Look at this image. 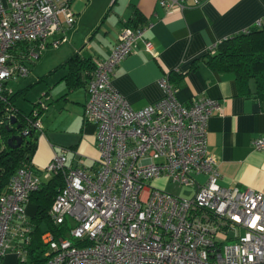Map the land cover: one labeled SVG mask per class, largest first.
I'll list each match as a JSON object with an SVG mask.
<instances>
[{
    "label": "built area",
    "instance_id": "2783aa9c",
    "mask_svg": "<svg viewBox=\"0 0 264 264\" xmlns=\"http://www.w3.org/2000/svg\"><path fill=\"white\" fill-rule=\"evenodd\" d=\"M201 1L159 3L171 11ZM71 19L67 0H0V124L14 115L3 83L26 75V62L46 46L64 42L61 31ZM144 28L122 26L106 57H90L81 118L96 127L94 167L66 165L68 149L59 147L41 175L22 163L9 176L0 192V259L10 250L17 263H28L31 224L23 205L41 177L59 173L62 185L47 215L66 229L62 236L42 231L47 256L39 264H264V194L217 184L216 159L206 149L205 121L216 100L183 105L161 75L162 97L133 109L112 87L115 66L136 42L155 55ZM43 109L44 101H36L20 135L31 128L40 132ZM251 145L264 149V132ZM194 174L204 180L185 198L144 183L164 177L190 185Z\"/></svg>",
    "mask_w": 264,
    "mask_h": 264
},
{
    "label": "crops",
    "instance_id": "0c3cea01",
    "mask_svg": "<svg viewBox=\"0 0 264 264\" xmlns=\"http://www.w3.org/2000/svg\"><path fill=\"white\" fill-rule=\"evenodd\" d=\"M67 7L72 13L71 26L61 31L66 35L64 42L55 48H45L46 52L50 51L49 58H43L47 64L45 72L14 90L6 87L8 80L4 83L6 92L22 91L23 95L33 84L43 83L39 91L46 108L39 117L42 132L35 139L30 155L34 169L42 168L51 157V149L59 146L68 149L66 165L79 162L85 168L94 167L98 156L96 127L81 118L86 75L83 82L72 78L78 83L67 85L64 77L68 69L63 63L73 53L80 59L104 58L122 26L143 25L142 36L150 41L155 55L136 42L132 51L115 66L110 79L112 87L131 108L138 109L162 97L157 80L161 75L167 77L169 71L168 82L181 104L201 97L215 99L217 108L206 118L205 137L207 152L216 159L217 184L264 193V150L251 145V139L264 132V100L253 94H239L230 72L216 71L200 59L191 66V60L205 53L212 43L261 19L264 0H202L171 11L159 0H67ZM135 14L139 17L136 26L125 25ZM61 33H54L49 39ZM248 87L252 91L251 82ZM17 98L11 100L12 104L21 115L27 114L33 102H29L30 107L25 111L14 103ZM192 177L193 182L188 186L193 192L205 176ZM32 211L33 207L29 213ZM0 264L19 263L13 252L8 251Z\"/></svg>",
    "mask_w": 264,
    "mask_h": 264
},
{
    "label": "trees",
    "instance_id": "16d2710c",
    "mask_svg": "<svg viewBox=\"0 0 264 264\" xmlns=\"http://www.w3.org/2000/svg\"><path fill=\"white\" fill-rule=\"evenodd\" d=\"M138 21L139 17L135 14L133 18L125 22V25L135 27ZM198 59L216 71L230 72L239 94H253L256 98L264 100V14L261 16L258 25L252 24L242 31L216 41L214 48L208 49L205 53L191 60V66ZM63 65L68 69L64 77L67 85L78 83L73 81L72 78L83 82L84 76L88 75L92 67L90 58L80 59L77 53L67 57ZM168 74H170L169 71ZM249 82L252 83V91L249 90ZM171 87L174 88L173 85ZM20 93L22 94V91L6 92L8 102L14 109L15 122L10 123L9 117L8 129L4 127V122L0 124V137L2 139L0 145V192L4 189L9 176L14 170L23 162L28 163L30 161V155L35 146L36 135L33 128L24 136L19 133V129L24 124L25 116L29 114L28 112L21 115L20 110L12 104L11 100ZM34 105L35 102L32 103L31 108ZM16 124H19V126L16 127ZM11 133L20 136L21 142L16 146L6 144V138ZM61 184L62 178L57 173L41 181L38 188L28 194V201L33 205V211L29 215L30 238L26 245L29 264L41 263L47 256H44L45 246L40 240V234L43 230H51L54 236H62L66 229L64 224L51 223L47 215L51 201Z\"/></svg>",
    "mask_w": 264,
    "mask_h": 264
},
{
    "label": "rangeland",
    "instance_id": "374dc122",
    "mask_svg": "<svg viewBox=\"0 0 264 264\" xmlns=\"http://www.w3.org/2000/svg\"><path fill=\"white\" fill-rule=\"evenodd\" d=\"M48 39H49V36L47 37V40ZM46 51H47L46 49L41 50L39 53V56L36 59L26 62V66L28 69V72L26 75H24L22 77L18 76L15 79H8V81L6 80L7 81L5 83L6 87L9 90H14V89L22 86L23 84L32 81L34 79V78L32 79V77L36 78V76L44 73L46 68H47V64H46L45 60H43V58L46 57L45 59H48L49 53H50V51L49 52H46ZM39 85H43V83L37 84V85L33 84L26 91L25 95H23L21 93L18 94L17 96L19 98L15 99L14 103L26 111L30 107L29 102H36L38 100H43L44 96L41 94L42 91H39V87H40ZM24 96H25V98H24ZM43 113H44V110L41 111V114L39 116L40 118L43 115ZM43 131L46 132L47 134L49 132L47 129H45V127H44ZM38 133H39V131L35 130V135H36L35 139L39 138V135L41 134V133L40 134H38ZM256 136H258V135H256ZM42 137H44L46 140H50V139H47L48 137L46 135H42ZM255 137H253V138H255ZM46 142H48V141H46ZM53 150L54 149L52 148L51 149L52 153H53ZM262 150H264V149H262ZM43 166H45V165H43ZM144 183L147 185H150V186L157 187L159 189H163L164 191H167L169 193H172L174 195H177V196L183 197V198L190 196L192 193L191 186L183 185V184H177L176 182L170 181L169 178L159 177V178L146 180V181H144ZM255 191H257V190H255ZM261 193H263V192H261ZM26 203H25L26 206H25L24 212H25V214L27 213L29 215V214H31L29 212L33 206L31 204V202H29V201ZM6 252H8V251H6Z\"/></svg>",
    "mask_w": 264,
    "mask_h": 264
},
{
    "label": "bare ground",
    "instance_id": "6f19581e",
    "mask_svg": "<svg viewBox=\"0 0 264 264\" xmlns=\"http://www.w3.org/2000/svg\"><path fill=\"white\" fill-rule=\"evenodd\" d=\"M60 44H61V43H60ZM46 47H49V46H46ZM46 47H45V48H46ZM45 48H44V49H45ZM39 53H40V52H39ZM38 56H39V54H38ZM38 56H37V57H38ZM35 59H36V58H35ZM27 72H28V70H27ZM26 74H27V73H26ZM14 79H15V78H14ZM5 82H6V81H5ZM5 82H4V83H5ZM4 83H3V85H2V86H3L2 90H3V93L6 94V88H5V86H4ZM6 96H7V95H6ZM44 100H45V98L43 99V101H44ZM44 103H45V108H46V102L44 101ZM35 104H36V102H35ZM43 110H44V109H43ZM41 111H42V110H41ZM41 111H40V112H41ZM40 112H39V114H38V117H39V115H40ZM12 117H13V116H11L10 118H12ZM10 118H9V120H10ZM14 119H15V118H14ZM39 119H40V118H39ZM5 121H6V120H5ZM5 121H4V122H5ZM9 122H10V121H9ZM14 122H15V121H14ZM40 123H41V122H40ZM4 124L6 125V127H7V129H8V119H7V122H5ZM18 126H19V124H18ZM41 130H42V129H41ZM41 130H40V132H39L38 134H40V133L42 132ZM17 135H18V134H17ZM1 141H2V139H0V145H1ZM12 143H13V142H12ZM59 147H60V146H59ZM53 149H54L53 151H56V148H55V147H53ZM48 161H49V160H48ZM23 163H24V164H27V166H28V167H29L34 173H37L38 175H41V171H42V168H43L44 166H43L42 168H39V169H34V168L31 166L30 161H29L28 163H27V162H23ZM80 165H81V164H80ZM18 167H19V166H18ZM82 167H83V166H82ZM83 168H85V167H83ZM14 171H15V170H14ZM52 175H54V174H52ZM52 175H50V176H48V177H41V178H40V179H41L40 182L43 181V180H45V179H47V178H49V177H51ZM40 182H39V184H40ZM61 185H62V184H61ZM38 186H39V185H38ZM60 187H61V186H60ZM60 187H59V188H60ZM37 188H38V187H37ZM37 188H36V189H37ZM59 188H58V189H59ZM28 194H29V193H28ZM27 201H28V197H27ZM27 201H26V202H27ZM26 202H25V203H26ZM25 203H24V205H23V208H24V206H25ZM26 215H27V217H28V219H29V215H28L27 213H26ZM50 231H51V230H50ZM63 234H64V233H63ZM8 251H10V250H8ZM5 253H6V252H5ZM5 253H4V254H5ZM2 257H3V256H2ZM2 257H1V259H2ZM1 259H0V261H1ZM38 264H39V263H38Z\"/></svg>",
    "mask_w": 264,
    "mask_h": 264
},
{
    "label": "water",
    "instance_id": "95a60500",
    "mask_svg": "<svg viewBox=\"0 0 264 264\" xmlns=\"http://www.w3.org/2000/svg\"><path fill=\"white\" fill-rule=\"evenodd\" d=\"M9 121H10V123H14V121H15L14 117L10 118ZM5 122H7V120H6ZM5 122H4V123H5ZM15 126L18 127V124H16ZM4 127H6L5 124H4ZM12 141H13V143H12ZM20 142H21L20 136L17 135V134H14V133H11V134L6 138V144H8V145H11V144H12V146H16V145H18Z\"/></svg>",
    "mask_w": 264,
    "mask_h": 264
},
{
    "label": "flooded vegetation",
    "instance_id": "af4514ba",
    "mask_svg": "<svg viewBox=\"0 0 264 264\" xmlns=\"http://www.w3.org/2000/svg\"><path fill=\"white\" fill-rule=\"evenodd\" d=\"M13 132H15V131H13Z\"/></svg>",
    "mask_w": 264,
    "mask_h": 264
}]
</instances>
